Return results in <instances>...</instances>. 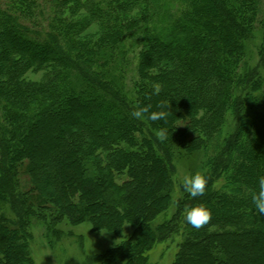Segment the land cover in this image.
Masks as SVG:
<instances>
[{
  "label": "trees",
  "instance_id": "obj_1",
  "mask_svg": "<svg viewBox=\"0 0 264 264\" xmlns=\"http://www.w3.org/2000/svg\"><path fill=\"white\" fill-rule=\"evenodd\" d=\"M91 1L53 0L58 18L48 23V39H40L21 22L36 18L37 0H0V73L9 78L1 81L0 74V264H33L23 240L30 236L34 207L42 218L51 208L54 220L89 221L115 234L126 222L138 223L109 264L125 257L144 264L143 249L180 225L185 239L173 264H238L232 241L250 247L244 264H264V214L250 196L264 175V75L258 68L239 73L260 20L258 62L264 63V0ZM88 5V19L101 34L76 40L78 26L60 21V9L69 6L74 14ZM135 6L139 12L130 16ZM136 45L138 79L127 97L110 66ZM29 70L42 71V81L24 78ZM215 79L219 87L207 91ZM169 101L167 118L152 121L151 112ZM142 106H150L149 113L133 117ZM228 113L236 125L224 139ZM142 129L151 134L140 145L135 133ZM159 129L168 130L167 139L156 137ZM199 129L208 135L206 149L211 141L218 144L205 168L206 191L183 194L169 223L154 229L151 219L166 208L163 190L174 170L170 147L193 152L202 144ZM19 167L31 184L27 191L19 190ZM122 175L127 177L117 182ZM219 178L225 184L217 188ZM201 202L210 219L195 229L184 208Z\"/></svg>",
  "mask_w": 264,
  "mask_h": 264
},
{
  "label": "rangeland",
  "instance_id": "obj_2",
  "mask_svg": "<svg viewBox=\"0 0 264 264\" xmlns=\"http://www.w3.org/2000/svg\"><path fill=\"white\" fill-rule=\"evenodd\" d=\"M94 1L95 0H92L90 5ZM96 1L98 2L99 0ZM37 5L36 18L33 21L22 20L21 22L28 25L31 31L34 32L37 30L40 34L35 35L40 39H48L47 35L51 29L49 28L48 23L53 18L55 21V17L58 18V13H52L53 0H37ZM69 6H65L60 9L59 19L60 21H63L64 18L67 20L66 22H69V20L75 22V24L78 26L77 30L74 32L76 34L75 39H81L82 37L91 38L92 40L97 39L99 34H101L100 27L97 25L96 21L90 22L88 19L87 10L90 8L89 5L85 6L84 8H80L78 12L74 14L71 12L72 10ZM183 6V4H180L181 8H183ZM262 9L263 10H261L259 16L264 18V8ZM130 10L131 11L129 12V15L133 16L137 15L140 9L139 6H135L133 10L132 8ZM53 14L55 16H53ZM145 16L143 15V17ZM260 22L256 23L255 25V37H252L251 39L249 38L246 43L247 46L245 55L242 59V66L239 67V73L243 75L256 68H258L257 71L259 74L264 75V63L260 65L258 62L260 57L258 52L260 50L262 42L261 40L263 38V35L260 33L262 31V25L259 24ZM55 26L56 28H59L58 24ZM81 28L84 29L80 32ZM57 32L58 29L53 31L54 34H57ZM127 48L123 49L124 51L122 50V52L125 54L124 59L116 62L110 67L112 68V77H114L115 81L118 83L120 82L123 87L124 94L127 97H131L132 94H134V82L138 79L136 75V68L137 53L140 49V46L136 45L135 49H129V51ZM11 56L16 59L20 58L16 54ZM14 68V65L10 63L7 66L9 71H12ZM0 74L1 81L4 80L7 82L9 79L8 72H6V74L1 72ZM42 74V71L32 73V71L29 70L26 72V76L24 78L33 81H42ZM219 82V80L215 79L214 81L208 82L207 85H205V88L206 86H209L207 91H210L213 89V87H219ZM249 101L250 100L248 98L247 101H245L246 108L247 105L250 106ZM202 113V111L197 113V119L202 116ZM178 122L180 128H184V123H180L181 121ZM235 125V114L228 113L226 126L224 125L225 129L223 130L224 139L228 137L227 135L234 131ZM198 131L201 133L199 142L202 144L197 145L199 147L196 148L192 146V149L194 150L193 152L184 154L182 148L180 149L179 146L177 148L175 144L170 147L171 153L173 154L171 161L172 164H174V170H172L170 182L168 183L166 189L164 188L163 190V192L166 191L168 193L166 208H163V212L156 214V216L151 219V225L154 229L156 225H161L164 222L169 223L178 207L177 199L181 198L183 194L188 193L183 186V177L187 174L195 172H201L204 174L205 168H207L210 162L209 157L216 151V146L218 144H216L214 141H211L207 145L206 149L205 143L208 135L206 132L201 131L200 129ZM149 134H151L150 131H147L146 129H142V132H136L135 137L137 142H139L140 145H143V138L145 136L149 138ZM160 150L163 152V149ZM125 177L127 176H116L115 179L120 183L123 181V179H125ZM18 180L20 191H27L31 186L29 179L25 174L24 167H19ZM224 184V180L219 178L217 179L215 186L219 188ZM75 200L77 201L76 198ZM6 207L5 213H7L9 217H12L13 213L9 208L10 206L8 207V205H6ZM34 208L36 209V214L33 217H30L31 223L27 227L30 236H28L26 241L23 240L27 245V250L30 254V257L32 258L33 264H109V258L112 256V254H115L118 248H121V246L125 244V239H128L138 226V223L131 225L126 222L122 232L120 234H115L103 224V226L95 228L89 221L72 223L68 221L65 216L60 217L58 220H54L50 217L51 213H53L51 208L43 210L46 216L42 218L39 215L37 210L38 208ZM156 210L159 212L161 211V208H157ZM176 229V231L167 234L165 237L156 239L153 243L151 242L149 248L145 247V249H143L142 252L148 257L146 262L144 261V264H148L149 262L154 264H173V261L176 259L177 252L179 251L178 247L185 239V234L182 233V226H177ZM13 232L18 234L16 231ZM246 244H239L236 241H232V244H228L229 246L232 245L231 249H233L234 253H237L236 259L238 264H244L245 259L247 258L245 253L247 254V252L251 250ZM245 248H248V250L245 251ZM122 264L135 263L132 262L129 257H125Z\"/></svg>",
  "mask_w": 264,
  "mask_h": 264
},
{
  "label": "clouds",
  "instance_id": "obj_3",
  "mask_svg": "<svg viewBox=\"0 0 264 264\" xmlns=\"http://www.w3.org/2000/svg\"><path fill=\"white\" fill-rule=\"evenodd\" d=\"M160 89L156 88L155 92L159 93ZM165 108H170V101L168 104L161 103L159 105V111H152L149 118L152 121H161L167 118L169 114L165 111ZM150 106L138 107L132 112V116L135 118H142L144 114L149 113ZM167 129L157 130V137L160 140L167 139ZM257 187L250 194L251 202L254 208L264 214V175L257 178ZM207 178L201 172H195L187 174L183 177V186L191 197L203 196L206 191ZM184 219L186 222L195 229L201 228L210 219V211L204 203H194L185 206Z\"/></svg>",
  "mask_w": 264,
  "mask_h": 264
}]
</instances>
